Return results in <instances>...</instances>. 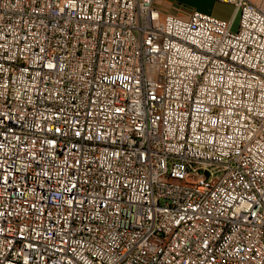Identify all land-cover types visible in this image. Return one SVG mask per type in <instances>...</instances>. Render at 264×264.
<instances>
[{"label": "built area", "instance_id": "built-area-1", "mask_svg": "<svg viewBox=\"0 0 264 264\" xmlns=\"http://www.w3.org/2000/svg\"><path fill=\"white\" fill-rule=\"evenodd\" d=\"M217 1L0 0V264H264V0Z\"/></svg>", "mask_w": 264, "mask_h": 264}, {"label": "rangeland", "instance_id": "rangeland-1", "mask_svg": "<svg viewBox=\"0 0 264 264\" xmlns=\"http://www.w3.org/2000/svg\"><path fill=\"white\" fill-rule=\"evenodd\" d=\"M186 9H198L208 11L213 15L230 19L234 16L235 7L230 3H224L217 0H171ZM239 16L235 17V27L238 25Z\"/></svg>", "mask_w": 264, "mask_h": 264}, {"label": "crops", "instance_id": "crops-1", "mask_svg": "<svg viewBox=\"0 0 264 264\" xmlns=\"http://www.w3.org/2000/svg\"><path fill=\"white\" fill-rule=\"evenodd\" d=\"M160 1L162 2V4L160 5V8L164 12H171V13H174V14L186 16V15L189 14V12H191L192 10H195V9L183 8V7H181L180 5H178L177 3H175V2H173L171 0H160ZM251 1L254 2V3H257L260 0H251ZM196 10H198V9H196ZM204 12H208V11H204Z\"/></svg>", "mask_w": 264, "mask_h": 264}, {"label": "bare ground", "instance_id": "bare-ground-1", "mask_svg": "<svg viewBox=\"0 0 264 264\" xmlns=\"http://www.w3.org/2000/svg\"><path fill=\"white\" fill-rule=\"evenodd\" d=\"M68 153H75V145H68ZM57 160H66V153H57Z\"/></svg>", "mask_w": 264, "mask_h": 264}]
</instances>
